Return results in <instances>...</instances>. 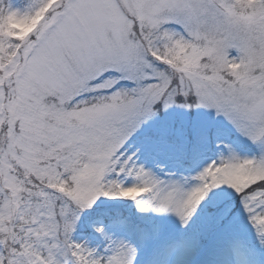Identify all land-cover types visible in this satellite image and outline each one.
I'll list each match as a JSON object with an SVG mask.
<instances>
[{
    "label": "snow or ice",
    "instance_id": "6c2138e0",
    "mask_svg": "<svg viewBox=\"0 0 264 264\" xmlns=\"http://www.w3.org/2000/svg\"><path fill=\"white\" fill-rule=\"evenodd\" d=\"M0 264H264V0H0Z\"/></svg>",
    "mask_w": 264,
    "mask_h": 264
},
{
    "label": "rangeland",
    "instance_id": "374dc122",
    "mask_svg": "<svg viewBox=\"0 0 264 264\" xmlns=\"http://www.w3.org/2000/svg\"><path fill=\"white\" fill-rule=\"evenodd\" d=\"M11 26L13 27H20L21 28V32L24 31L23 27L18 25V24H15V23H11ZM239 139V138H238ZM240 141H242L245 145H247V143L245 141H243L242 139H239ZM248 146V145H247ZM249 148V146H248ZM249 150H251L249 148ZM252 153H245V155H250ZM145 155L141 154L140 156H138V163H142L145 165V167L149 168L151 171H153L154 174L158 175V176H164V175H161L158 173L157 169L155 168V163L152 162V160H146L145 158H143ZM209 159H214V158H206V157H200L196 160H194V164H193V168L191 170V174L190 175H193L195 174L197 171H199L203 166L204 164L209 160ZM169 172H175L177 174V176L181 175L180 174V169L178 170H175L174 167H172L169 171ZM137 217L138 218H142V217H150V218H153V219H156L158 221H161L165 224H168L169 226H175L178 224V221L176 220V218L174 216H170L169 214H156L154 213L152 210H149L147 212H140L138 211V214H137ZM129 218H125V220H128ZM96 224L100 225H104L105 226V229L106 231H110L109 227L106 226L104 224V221H102L101 219L95 221ZM121 238H125V239H128L134 246H138V241L133 238V239H130L129 237L127 236H121ZM133 240L136 241V243L133 242Z\"/></svg>",
    "mask_w": 264,
    "mask_h": 264
},
{
    "label": "trees",
    "instance_id": "16d2710c",
    "mask_svg": "<svg viewBox=\"0 0 264 264\" xmlns=\"http://www.w3.org/2000/svg\"><path fill=\"white\" fill-rule=\"evenodd\" d=\"M235 143L238 147V150L243 155L244 152L241 149V145L243 142L240 141L239 139H237ZM133 148H134V146H133ZM211 152H214V151L209 150L208 153H211ZM161 158L165 162V164L167 165L172 160H174L176 158H180V157H169V156L163 155ZM136 211H137V208H136L134 202H131V201H108L105 203V208H103V212L102 213H94L91 218L94 219V218H97L100 216H104L106 218H109L108 215L122 214L123 213L124 215L125 214L133 215L134 219H135V212ZM73 238L75 240H78V241H86V240H88L89 242L91 241V240H89V237L87 236V234L84 233L83 231H81V229L79 227H78L77 231L74 233ZM100 243H101L100 240H97V242H94V241L92 242L93 245H98Z\"/></svg>",
    "mask_w": 264,
    "mask_h": 264
}]
</instances>
